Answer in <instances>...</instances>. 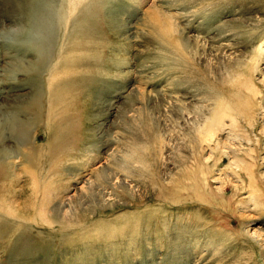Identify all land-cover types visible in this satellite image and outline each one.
I'll list each match as a JSON object with an SVG mask.
<instances>
[{"label":"rangeland","instance_id":"1","mask_svg":"<svg viewBox=\"0 0 264 264\" xmlns=\"http://www.w3.org/2000/svg\"><path fill=\"white\" fill-rule=\"evenodd\" d=\"M0 264H264V0H0Z\"/></svg>","mask_w":264,"mask_h":264}]
</instances>
